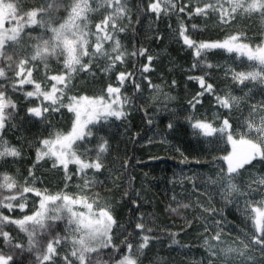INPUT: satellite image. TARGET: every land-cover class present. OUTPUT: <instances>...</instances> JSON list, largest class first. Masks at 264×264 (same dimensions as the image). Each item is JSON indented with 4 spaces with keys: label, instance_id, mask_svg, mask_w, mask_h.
I'll use <instances>...</instances> for the list:
<instances>
[{
    "label": "snow or ice",
    "instance_id": "6c2138e0",
    "mask_svg": "<svg viewBox=\"0 0 264 264\" xmlns=\"http://www.w3.org/2000/svg\"><path fill=\"white\" fill-rule=\"evenodd\" d=\"M129 2L0 0V264H143L153 243L161 242L156 232L163 234L168 226L149 227L157 223L154 213L137 215L143 197L128 175V161L110 159L106 129L126 119L127 108L147 115L149 105L156 104L169 113L168 129H174L186 112L183 119L194 135L209 145L226 139L232 147L217 171L181 178L186 192L191 184L188 195L195 200L182 203L174 193L169 202V207L177 205L170 207L171 213L191 209L192 219L183 217L181 231L196 228L202 240L204 254L189 264H264V0H150L141 14H155L157 20L175 15L178 37L196 59L190 71L201 73L188 76L199 90L187 106L173 108L169 103L176 98L148 79L155 60L148 49L129 53L119 39L127 30L124 21L131 23ZM185 16L202 20L203 28L197 23L189 28ZM212 28L224 29L223 39H199ZM210 52L235 54L239 62H207ZM136 56L147 57V62L138 70H127ZM245 67L248 70H237ZM220 71L224 76L214 77ZM89 74L93 80L98 74L108 79L106 87L91 96L81 94L82 86L77 85L80 76ZM144 80L148 97L143 95ZM129 81L131 96L124 94ZM176 83L173 80L172 86ZM235 91L242 94L234 95ZM57 114H67L70 127L55 129ZM45 121V129L55 130L27 141L35 147L32 166L12 172L23 159L24 145L11 143L4 132L11 128L30 133ZM216 160L213 157V163ZM40 161H51L50 171L63 169L62 178L55 184L43 174L38 178ZM217 194L224 208L243 200V227L229 222L223 208L217 210ZM125 205L129 215L122 223L118 209ZM149 216L152 219H146ZM178 234L167 233L173 245L179 244ZM190 251L180 249L185 255ZM150 264L169 262L153 257Z\"/></svg>",
    "mask_w": 264,
    "mask_h": 264
},
{
    "label": "trees",
    "instance_id": "16d2710c",
    "mask_svg": "<svg viewBox=\"0 0 264 264\" xmlns=\"http://www.w3.org/2000/svg\"><path fill=\"white\" fill-rule=\"evenodd\" d=\"M9 2V0H5ZM32 2V0H29ZM150 0H130L129 7L132 9V18L129 25L128 20L124 21L127 26L125 33H121L119 39L121 43L126 46L127 51L131 53L133 50L138 52L140 47L148 49V53L152 55L155 60L152 64V71L148 75V79L154 84L158 81H165L170 89L176 94V104L175 107L187 106V101L199 90V85L195 81H189L188 76L190 75H200L201 73L197 71H190L193 63L196 59L193 57L192 50L188 49L183 45V41L179 39L174 44H163L164 37L162 34L164 30L162 29L161 20H157L156 23L151 24V30H147L146 26L149 23L148 18L150 14L142 15V12L146 11V6ZM187 2V0H185ZM137 5L140 6L141 11H137ZM157 19V17L155 16ZM162 16L160 17V19ZM168 21L175 27L178 35V23L175 15L167 16ZM188 23L189 28L192 23H197L203 28L202 20H188L187 17H183ZM148 22V23H147ZM162 23V24H161ZM224 29L212 28L210 31L205 32L203 36L199 39H204L211 35L213 39L222 38L221 34ZM248 34H253L249 32ZM161 36L163 39H156L155 37ZM164 47V48H163ZM161 49H163L161 51ZM161 52V53H160ZM207 62L217 64L222 58V53H207ZM202 61L205 57L200 58ZM147 62V57H133L127 63V70H138L142 67L143 63ZM220 64V63H219ZM119 70V69H117ZM98 71V70H97ZM138 82H141L139 71L136 72ZM215 76H224V72L220 71L213 74ZM88 80L89 83L84 85L83 82ZM175 80L177 83L172 86V81ZM108 79L106 76L103 78L101 74H98L95 80L92 79L91 75L80 76L77 80L78 90L81 91L83 95H93L96 91H99L101 87H106ZM112 83L115 85V77H112ZM144 97L150 95L148 89V81L143 82ZM86 89V90H85ZM26 90H31L30 88ZM72 94V93H70ZM125 95L131 96L133 94V87L131 86V81L125 86ZM21 102H23V97H20ZM67 102V101H65ZM38 103V101H37ZM207 104L208 101L205 100ZM130 114L123 121H113L109 127L106 129L107 135L110 137V143L112 145L111 158L119 157L120 162L128 161L129 167L127 169L128 175L134 178L133 186L136 190L141 192L143 197L141 203L142 208L139 210L144 213H154L157 219L156 225L149 224V227H162L167 225L168 228L164 230L163 234L159 231L156 235L159 236L161 242L153 243L150 253L147 258L144 259L143 264H150L153 257L164 258L168 260L169 264H178V262L183 261L184 264H188V257L191 259H197L200 257V252L202 251V240L197 239V229L193 228L188 230L184 228L183 217L188 216L192 219L191 209L183 210L180 209L178 213H171L170 207L175 208L177 205L172 203L169 207V202L175 193L177 199L182 203H189V200H194L192 196H189L187 192L179 191L170 180V176L167 172L158 171L160 161H165L167 166H184L190 171H197L198 169H214L221 162V158L232 151L230 144L226 142V139L221 143H216L213 146L204 147L203 141L200 137L193 134L187 121L183 119L187 113H182L181 118L175 123L174 129L169 130V135H172L174 143L169 149L166 150L164 144H152L151 146H144V142L147 141L151 129L154 125L152 119V124H148V120L151 119L149 114V108L147 109V115L145 111H137L135 108H127ZM203 112V109H201ZM66 113V110H65ZM210 115V113H209ZM38 124L31 128L30 133L19 131L14 132L13 129L9 128L4 132V138L9 140L11 143L18 144L23 143L24 151L30 152V155L22 159V161L17 162L12 166V172H15L17 168L26 170L28 167L32 166L33 161H35V147H29L27 141L32 139L44 138L47 136L49 131L55 129L63 130L66 126L70 127V117L66 114L63 118L59 114L55 117V129H45L44 123ZM169 123V115L161 117L160 126L161 128L168 129L167 124ZM43 133V135H41ZM21 137H26V139L21 140ZM92 145H87L91 147ZM212 149L209 151V149ZM226 149V151L224 150ZM82 150V149H81ZM94 155V153H93ZM213 157L217 160L213 163ZM40 167L38 168V174L40 176H46L53 184L58 179L63 176V169L59 172L51 170V161L45 163L44 161L39 162ZM70 170L75 171V166L70 165ZM24 171V175H26ZM91 175V173H89ZM23 179V177H21ZM99 179L103 180L104 177ZM76 180H73V185H75ZM48 186V185H45ZM110 186V184H109ZM63 187V184L60 185ZM94 191L105 192L104 189H95ZM105 194H107L105 192ZM120 213V218L122 223H126L129 215V209L127 205L118 209ZM146 219H152V217H146ZM179 233L175 238L179 241V244L173 245L171 239L168 237V232ZM203 231V229H199ZM126 235V233H125ZM123 239V237H121ZM191 248V251L186 255L181 254V247ZM171 249V251L169 250Z\"/></svg>",
    "mask_w": 264,
    "mask_h": 264
},
{
    "label": "rangeland",
    "instance_id": "374dc122",
    "mask_svg": "<svg viewBox=\"0 0 264 264\" xmlns=\"http://www.w3.org/2000/svg\"><path fill=\"white\" fill-rule=\"evenodd\" d=\"M165 23L166 25H163L162 23V29L164 30V33L162 34V36L164 37L163 40V44H174L176 43V41L178 40V35L177 32H173V29H175V27L173 25H171V23L168 21L167 16H162L161 19H159L158 22ZM148 21L150 24H148L146 26L147 30H151V24L156 23L157 19L155 18V14H150ZM93 23H95V20L93 21ZM148 23V22H147ZM171 25V27H170ZM225 31V30H224ZM223 31V32H224ZM248 35H252V34H248ZM221 39H223V33L221 34ZM248 42V41H245ZM253 46H255V42H253ZM164 48V47H163ZM163 49H161L162 51ZM161 53V52H160ZM222 53V58L220 59L219 63L225 66H231L233 65V62H239L238 58L236 57L235 54H229L227 52H221ZM245 60V64H247V58H244ZM237 70H248L246 67L244 69H237ZM154 84H160L164 91L169 92L170 95L174 96L175 98L177 97L176 94L170 89V87L168 86V84L165 81H158L155 82ZM251 86V85H250ZM99 91H96V93H98ZM234 95H240L242 93H240L239 91H235L233 93ZM91 96V95H90ZM257 99H259V96H257ZM176 99L173 102L169 103V108H173L175 107L176 104ZM149 114L151 119H153L154 121V125L151 129L150 135L147 139V141L144 142V146H151L152 144H164L166 146V150L169 149L170 146L173 145L174 140L172 139V135H169V130L170 129H164L161 128L160 126V119L161 117L167 116L169 115L168 111H166L163 106L161 104H156V105H149ZM39 139V138H38ZM222 141H220L219 143H221ZM204 147H208V146H213V145H209L207 141H203ZM218 144V143H217ZM28 155H30V152L28 150L27 154L24 151L23 152V159H25V157H27ZM22 161V159L20 160ZM259 167V166H257ZM164 171L167 172L170 176V180L172 181L173 185L179 190V191H184L185 188L183 187V185L181 184V178L182 177H187V176H191L193 173H208L210 171L214 172L218 170V166L215 167L214 169H198L197 171H190L188 168L184 167V166H174V165H169L167 166L165 161H160L159 167H158V171ZM251 171H256V169H252ZM36 176L38 178H41L42 176H40V174H38V169L36 170ZM203 179V177L201 178ZM45 186V185H44ZM47 187V186H45ZM188 191L191 192V184L188 183ZM202 191V190H201ZM192 198L195 200L196 197L192 196ZM202 199H206V197H202ZM256 199H260L259 197H256ZM224 201L222 200V198L217 194L215 197V207L217 208V210L220 209H224V213L227 216V220L229 222H232L233 224H240L241 220H243V212L241 211L243 209V200L239 201V204H237V202H233L232 204H230L227 208H224ZM216 219H219V216L216 217ZM250 226V225H249ZM233 235H235V233L233 232ZM202 254H204V248H202V251L200 252V257L197 259H191L190 257H188V264L190 261H197L201 259Z\"/></svg>",
    "mask_w": 264,
    "mask_h": 264
},
{
    "label": "flooded vegetation",
    "instance_id": "af4514ba",
    "mask_svg": "<svg viewBox=\"0 0 264 264\" xmlns=\"http://www.w3.org/2000/svg\"><path fill=\"white\" fill-rule=\"evenodd\" d=\"M242 221V220H241ZM240 224H241V222H240ZM241 227H243V225L241 224Z\"/></svg>",
    "mask_w": 264,
    "mask_h": 264
}]
</instances>
